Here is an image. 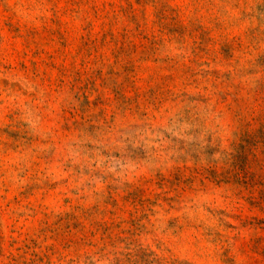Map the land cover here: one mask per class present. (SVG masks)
I'll return each mask as SVG.
<instances>
[{"label":"rangeland","instance_id":"374dc122","mask_svg":"<svg viewBox=\"0 0 264 264\" xmlns=\"http://www.w3.org/2000/svg\"><path fill=\"white\" fill-rule=\"evenodd\" d=\"M0 264H264V0H0Z\"/></svg>","mask_w":264,"mask_h":264}]
</instances>
